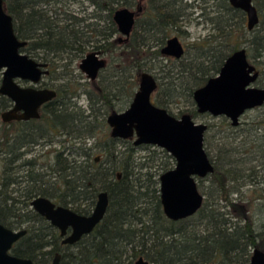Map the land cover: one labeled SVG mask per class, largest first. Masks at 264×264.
Returning a JSON list of instances; mask_svg holds the SVG:
<instances>
[{
    "label": "trees",
    "instance_id": "obj_1",
    "mask_svg": "<svg viewBox=\"0 0 264 264\" xmlns=\"http://www.w3.org/2000/svg\"><path fill=\"white\" fill-rule=\"evenodd\" d=\"M87 1L93 11L84 0H4L17 36L28 40L22 51L60 72L55 83L60 101L45 105L32 128L20 131L17 123L1 120L10 100L0 94V221L28 229L12 253L34 264H51L57 253L60 264H135L140 256L150 264H249L254 248L264 250V225L254 216H264V105L237 126L226 116L206 122L205 148L215 170L200 179L203 206L181 220L168 218L161 202L160 176L175 166V158L157 146L111 137L106 118L130 105L142 72L158 81V106L175 115L172 109L186 101L193 118L202 117L194 91L241 47L262 67L255 84L264 87V0H254L260 21L252 30L246 13L230 0ZM123 6L142 11L128 40L121 41L113 14ZM198 7L194 19L209 22V33L188 43L181 58L163 54L172 36L189 38L183 24ZM90 45L114 58L96 82L80 85L66 75ZM80 95L87 97L86 107L78 104ZM63 135L66 139H57ZM57 142L50 153L26 156L33 146ZM102 191L109 195L106 215L74 244H63L59 230L30 204L44 196L89 214Z\"/></svg>",
    "mask_w": 264,
    "mask_h": 264
},
{
    "label": "water",
    "instance_id": "obj_2",
    "mask_svg": "<svg viewBox=\"0 0 264 264\" xmlns=\"http://www.w3.org/2000/svg\"><path fill=\"white\" fill-rule=\"evenodd\" d=\"M230 3L247 15V25L252 30L259 24L260 16L254 0H230ZM142 6L132 9L120 7L114 12V21L125 40L130 37ZM28 40L20 39L15 31L14 18L0 0V94L6 95L14 106L2 113L4 121L39 117V108L56 96L49 88L22 87L16 80L24 79L37 84L48 73L47 63L39 62L22 51ZM185 45L178 36H172L162 48V53L181 58ZM107 66V59L100 52L90 51L80 61L79 67L92 80ZM260 72L250 62L246 47L234 51L225 60L218 74L197 88L193 98L199 113L226 116L233 126L240 123L248 110L264 105V87L255 81ZM158 89L154 74L142 72L139 86L130 105L112 111L107 122L115 138H133L135 145H152L167 150L176 161L173 168L160 176L161 202L165 215L172 220H181L197 213L203 206L205 196L199 188L198 178H205L215 168L205 148V133L208 124L196 121L191 113L181 117L171 114L153 101ZM22 110V113H18ZM31 207L60 230L64 244H74L91 233L102 221L109 206V195L102 191L93 210L82 214L58 204L54 200L39 196L31 201ZM71 232L68 234V230ZM28 232L27 228L13 229L0 221V264H34L31 258L12 253L14 244ZM57 253L51 264H60ZM135 264H150L140 256ZM249 264H264V250L253 249Z\"/></svg>",
    "mask_w": 264,
    "mask_h": 264
},
{
    "label": "rangeland",
    "instance_id": "obj_3",
    "mask_svg": "<svg viewBox=\"0 0 264 264\" xmlns=\"http://www.w3.org/2000/svg\"><path fill=\"white\" fill-rule=\"evenodd\" d=\"M80 5L79 4H75V5H73V7H74V9L77 11H80L79 10V8H81V7H79ZM84 6H86L87 8H88V11H93L94 10V7L93 6H91L90 5V3H89V1H87V0H84ZM135 9V8H134ZM197 10H199V7L196 9V11L194 12V14H193V17L192 18H189V19H186L185 20V22H184V24H183V27L185 28V29H187L188 30V32H189V34H190V36H189V38H181V40H182V42L184 43V45L185 46H187L188 45V43H191V42H197V41H199V40H201L202 38H204L208 33H209V30H210V24H209V22H204V21H201V23H198L197 22V19H194L195 18V16H197L198 15V13H199V11H197ZM83 12L84 11H80L79 12V14L81 13V14H83ZM116 37H121V38H123V35L122 34H120V33H118L117 35H116ZM89 49V51H91L92 50V47H91V45H90V47H88ZM111 57L113 56V58H114V55H110ZM108 57V56H107ZM109 58V57H108ZM110 59V58H109ZM263 60H264V58H263ZM81 61V58H79L78 60H76V62H75V65L76 66H78L79 65V62ZM60 62H62V61H60ZM258 68V70H259V72L261 73V71H262V67L260 66V67H257ZM76 72H80V70H78V71H76ZM0 78H1V73H0ZM76 81H77V83L78 84H82V83H84L85 81H86V79H83V78H80V79H77L76 78ZM254 85H257V84H254ZM258 86V85H257ZM81 88H82V86L81 87H79L77 90L78 91H80L81 90ZM78 104L79 105H81L82 107H86V105L88 104V101H87V97L85 96V95H81L80 97H79V101H78ZM193 107L188 103V102H186V101H181L179 104H177V106L176 107H174L173 109H172V111L174 112V114L176 115V116H178V117H180L182 114H184V113H187V112H190V110L192 109ZM250 112V110L249 111H247L246 112V114H248ZM244 116L245 115H243L242 117H241V120H243L244 119ZM219 117H215V116H212L211 114H203L202 115V117H198V118H194L196 121H198V122H209V121H211V122H217V123H219V119H218ZM54 148H58L59 146H60V143L59 142H57V143H55L54 145H52ZM52 146H50V145H48V146H41V145H36V146H33L32 147V150L26 155L28 158H31V157H34V156H38V154H43V153H50V152H48V151H50V149L51 148H53ZM142 152H145V151H142ZM216 153H217V150H216V144L214 143V141H213V144H212V150H211V154H213L214 156H216ZM39 157H41V156H39ZM200 179L201 178H198V183L200 182ZM206 184V183H205ZM249 187V186H248ZM253 187V186H252ZM247 188V187H246ZM253 189V188H252ZM247 196H250V197H252L253 195H255V193H253L252 191H248L247 192V194H246ZM253 207H254V204L252 205ZM254 210V208L252 209V211ZM254 216H255V218H256V221H257V224H258V226H262V225H264L263 223H264V216H263V218H260V216L259 215H257V214H254ZM258 218V219H257Z\"/></svg>",
    "mask_w": 264,
    "mask_h": 264
},
{
    "label": "flooded vegetation",
    "instance_id": "obj_4",
    "mask_svg": "<svg viewBox=\"0 0 264 264\" xmlns=\"http://www.w3.org/2000/svg\"><path fill=\"white\" fill-rule=\"evenodd\" d=\"M140 6H138L137 8H139ZM136 8V9H137ZM133 9V8H132ZM138 17V16H137ZM113 19H114V14H113ZM117 25V24H116ZM118 28V27H117ZM120 33V32H119ZM114 39V38H113ZM125 39H124V36H123V38H121V41H124ZM167 43V42H166ZM166 45V44H165ZM185 48H186V46H185ZM91 51H97V52H100V57H104V58H106L107 59V66H108V64L110 63V60H112V58L113 57H111L110 55H114V53H111L110 51H105L102 47H99V48H94V46H92V50ZM90 51L88 50L87 52H86V54L81 58V60L87 55V53H89ZM110 58H108V57ZM168 56V55H167ZM37 61H39V62H43V63H47L48 64V66L46 67V69H48V73H46V74H44L43 76H42V79H41V81L39 82V83H37V84H33L31 81H28V80H24V79H17L16 80V82L20 85V86H22V87H35V88H38V89H43V88H49V89H53V90H55L56 91V96L53 98V99H51V100H49L48 102H46V103H44V104H42L41 106H40V108H39V117H32V118H29V119H13V120H10V121H4L3 119H2V113L4 112V111H6V110H9V109H11L15 104H14V102H13V100L11 99V98H9L8 96H6V95H3V94H1V95H3V96H6L7 98H9V100H10V102H9V105H8V107H7V109H5L2 113H1V120L3 121V122H5V123H17L18 124V126H17V129L19 128L20 129V127H21V129H24V128H32L31 126L32 125H30V123H31V121L32 120H40L41 118H42V114H43V107L45 106V105H47V104H50V103H52V102H58V101H60V99H58V91H57V89L55 88V83L56 82H58V80L56 79L57 77H56V75H58V74H60V72L59 71H57V72H54L53 71V67H52V65H51V63L50 62H47V61H44V60H42V58H40V59H38V58H35ZM80 63V62H79ZM106 66V67H107ZM106 67H104V68H102L100 71H99V75H100V73H101V71L102 70H104ZM258 69V68H257ZM78 70H80V72L78 73V72H76V71H78ZM69 73L70 74H68V75H66V76H69V77H72V78H77V79H80V78H83V79H86V81H85V83H88V84H90V85H92V83H94V82H96L97 80H98V78H99V75H98V77L96 78V79H94V80H92V79H90L89 77H88V75L85 73V72H83L81 69H80V67H79V65L78 66H76L75 65V67H74V71L72 72L70 69H69ZM61 74H63V75H65V73H61ZM1 78H2V74H1ZM1 78H0V80H1ZM203 86V85H202ZM155 94V93H154ZM81 96V95H80ZM80 96H77L76 97V99L77 100H79V97ZM153 101H154V95H153ZM194 99V98H193ZM195 102V101H194ZM155 103V102H154ZM195 106H196V103H195ZM126 109V108H125ZM196 109H197V107H196ZM252 110V109H251ZM112 111H114V110H112ZM111 111V112H112ZM120 111H122V110H120ZM198 111V110H197ZM249 111V110H248ZM110 112V113H111ZM19 114L20 113H22V110L21 111H19L18 112ZM109 113V114H110ZM188 113H190V112H188ZM200 114H207V113H200ZM245 114H246V112H245ZM244 114V115H245ZM183 115V114H182ZM176 116V115H175ZM108 117V116H107ZM176 117H178V116H176ZM181 117V116H180ZM241 120V119H240ZM106 121H107V118H106ZM28 123V124H27ZM23 124H25V126L23 125ZM107 124H108V122H107ZM21 129H20V131H21ZM108 129H109V134L111 135V131H112V129H111V127H110V125L108 124ZM26 133V132H25ZM111 137H113L112 135H111ZM57 139H62V140H64V139H66V136L65 135H63V136H58L57 137ZM131 139H133V138H131ZM44 140H42L41 142H43ZM49 144H47L46 146H48ZM53 145V144H52ZM52 145H50V146H52ZM51 224V223H50ZM58 229V228H57ZM59 230V229H58ZM59 232H60V230H59ZM71 232V230L69 229L68 230V234ZM60 235H61V233H60ZM61 237H62V243H63V239H64V237L61 235ZM64 244V243H63Z\"/></svg>",
    "mask_w": 264,
    "mask_h": 264
}]
</instances>
